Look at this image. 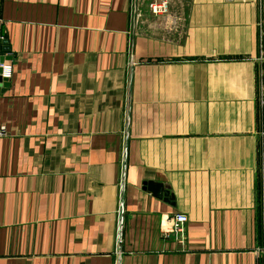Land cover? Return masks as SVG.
Here are the masks:
<instances>
[{"label": "crops", "instance_id": "1", "mask_svg": "<svg viewBox=\"0 0 264 264\" xmlns=\"http://www.w3.org/2000/svg\"><path fill=\"white\" fill-rule=\"evenodd\" d=\"M2 60L0 264H264V0H0Z\"/></svg>", "mask_w": 264, "mask_h": 264}, {"label": "built area", "instance_id": "2", "mask_svg": "<svg viewBox=\"0 0 264 264\" xmlns=\"http://www.w3.org/2000/svg\"><path fill=\"white\" fill-rule=\"evenodd\" d=\"M154 12H157V9H154ZM12 73V65L5 60H2L0 62V79L1 81H6L10 78ZM4 133V128L0 129V135ZM171 222L170 229L180 236V238H183V230L184 225L187 222V216L182 213H175L172 215V217L167 218V221Z\"/></svg>", "mask_w": 264, "mask_h": 264}, {"label": "water", "instance_id": "3", "mask_svg": "<svg viewBox=\"0 0 264 264\" xmlns=\"http://www.w3.org/2000/svg\"><path fill=\"white\" fill-rule=\"evenodd\" d=\"M147 189L149 192L152 193L153 196L157 198H164V199H169L171 200L172 197L169 194V191L166 187L160 185V184H154V183H147Z\"/></svg>", "mask_w": 264, "mask_h": 264}]
</instances>
